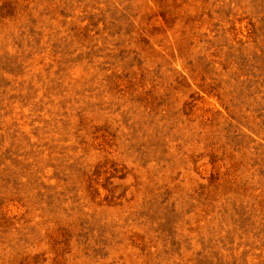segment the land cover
<instances>
[{"label": "rangeland", "instance_id": "1", "mask_svg": "<svg viewBox=\"0 0 264 264\" xmlns=\"http://www.w3.org/2000/svg\"><path fill=\"white\" fill-rule=\"evenodd\" d=\"M0 264H264V0H0Z\"/></svg>", "mask_w": 264, "mask_h": 264}]
</instances>
